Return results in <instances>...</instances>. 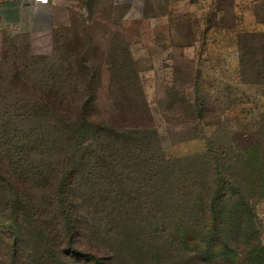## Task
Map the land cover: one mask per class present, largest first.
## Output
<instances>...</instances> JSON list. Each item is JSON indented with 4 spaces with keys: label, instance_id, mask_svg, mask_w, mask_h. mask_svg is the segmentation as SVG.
Instances as JSON below:
<instances>
[{
    "label": "rangeland",
    "instance_id": "obj_1",
    "mask_svg": "<svg viewBox=\"0 0 264 264\" xmlns=\"http://www.w3.org/2000/svg\"><path fill=\"white\" fill-rule=\"evenodd\" d=\"M57 21L52 30L32 36L0 32L1 73L11 63L26 68L35 89L43 73L63 74V93L58 92L61 84L53 88L57 78L47 87L53 88L50 93L56 102L64 94L73 106L84 98L86 87L92 88L88 115L106 133L91 135L90 181L67 188L65 205L74 211L71 218H78L74 250L68 256L58 254V244H44L39 238L41 234L52 240L59 234L56 211L51 209L39 225L29 213L26 218L33 222L27 228L26 220H17L24 232L32 233L24 244L26 260H42L36 264H264V155L252 159L262 167H240L248 184H238L235 176L241 170L236 167L238 153L246 157L241 149L254 147L264 153V0L103 4L92 21L85 18L78 0L77 8ZM67 70L73 77L66 76ZM31 97L23 100L32 102ZM38 108L18 114L51 115ZM61 113L77 114L73 109ZM140 127L155 130L158 141L154 132L144 141L128 133ZM106 128L112 132L109 136ZM115 130L126 136H114ZM127 136L134 141L125 140ZM220 152L229 164H223V172L227 166L234 168L236 190L228 189V197L244 196L249 213L236 215L229 224L226 213L233 212L234 205L231 200L226 203L213 251L202 236L210 224L206 199L214 190L209 186L214 176L212 157L216 154L220 160ZM31 196L36 206L57 202L52 195ZM6 218L4 227H10L13 218ZM6 234L0 227V264L11 260ZM48 247L55 254L53 261L43 254Z\"/></svg>",
    "mask_w": 264,
    "mask_h": 264
},
{
    "label": "trees",
    "instance_id": "obj_2",
    "mask_svg": "<svg viewBox=\"0 0 264 264\" xmlns=\"http://www.w3.org/2000/svg\"><path fill=\"white\" fill-rule=\"evenodd\" d=\"M7 67L6 69L9 70L4 74L0 70V219L2 218L0 227L7 231L4 240L7 242L5 248L11 259L9 264H36V261L42 260H26L28 258L27 247L24 245L28 236L31 235L32 237V233L24 232L23 228L18 226L17 220L20 217L26 220L27 225H25V228H27L28 225H31L30 222H33V219L29 221L26 218L29 213L33 214L32 217L36 218L34 222L39 225L41 218L48 215L51 209L56 211L55 218L60 219L57 222L60 229L59 234L52 240L43 239L41 234L39 238L44 244L49 242L58 244L57 253L68 256L74 250L76 243L77 233L74 228H76L78 218H71L74 211L67 204L65 205L67 188L73 183H88L90 181L92 174L87 169L89 164H94L93 158L88 154L90 139H92L91 135L103 137L102 135L106 132L103 133L102 126L96 127V122L88 115V111L92 107L91 101H93V96L91 97L93 94L92 88L86 87L83 90L84 98L77 103H73L74 106L66 100L67 96H64V94H62V99L56 102L50 90L56 89V86L58 88L61 84L58 92L63 93L62 86H64L66 78L62 77L63 74L52 76L53 72L43 73L41 82L36 83L40 85L35 89L28 82L26 68L20 70L15 63H11ZM67 75L73 77L74 74L67 70ZM82 75L86 77V73L83 71ZM55 78L58 80L53 83L55 84L53 88H48L47 83ZM43 81L46 85L42 84ZM45 90L49 93L44 94ZM27 96H32L30 98L32 102L23 100ZM37 108L39 112L44 111L51 113V115L27 117L18 114L23 109L35 111ZM72 109L77 113L75 116L62 115L61 113V111L69 112ZM195 111L192 107L194 115ZM106 130L107 136H109L112 132L109 128H106ZM151 132H154V140L157 139L158 141L155 130L152 128L140 127V130L128 131V133L135 136H141L138 139L142 141H144L142 138H145ZM121 134L124 137L125 132L121 130L114 131V136H121ZM125 140L134 141V138L127 136ZM98 143H101V141H98ZM241 150L246 153V157L241 152L238 153L236 159L237 169L242 166L243 168L245 166H248V168H253L255 165L261 166L258 161L254 162L252 159L254 157L259 159L260 154L264 155L262 151L258 152L254 147H244ZM216 156V154H213L212 157L214 176L209 184L210 187L213 186L214 190L212 196L206 199L210 224L206 225L209 228L202 236L205 245L210 250L215 249L219 243V228L221 222L225 221V214L222 210H224L226 203L231 200L228 197L231 196L228 189L236 190V181L232 180L231 176V170L234 168L227 166L229 173L228 171L224 173L225 165L223 166V164H228L227 161L223 162L225 155L220 152V160ZM189 168L191 169V165ZM236 171L235 176H239L240 179L238 184H248L247 177L243 174L242 169ZM189 175H191V172ZM199 184L202 183L199 182ZM33 193L41 196L42 199L46 195H52L57 199V202L46 204L44 207L42 204L36 206V200L34 196H31ZM20 196H24L23 199H26L20 200ZM9 198H13V200L10 201ZM231 202L230 204L234 205V211L226 213L229 224L231 223L230 220L234 219L236 215L240 218L246 216L247 212L249 213L247 199L244 196H238L236 200H231ZM8 215L13 219L10 227H4ZM70 219H74V222L71 223ZM192 232L194 233V230ZM41 233H46V230H41ZM36 250L37 248H34L31 252L35 253ZM43 254L50 260L55 257L54 252L49 247L44 249ZM19 259L24 260L20 262Z\"/></svg>",
    "mask_w": 264,
    "mask_h": 264
},
{
    "label": "crops",
    "instance_id": "obj_3",
    "mask_svg": "<svg viewBox=\"0 0 264 264\" xmlns=\"http://www.w3.org/2000/svg\"><path fill=\"white\" fill-rule=\"evenodd\" d=\"M137 0H81L85 18L92 21L100 5H133ZM78 0H0V32L32 36L52 30L59 16L77 8ZM72 4V5H70Z\"/></svg>",
    "mask_w": 264,
    "mask_h": 264
}]
</instances>
